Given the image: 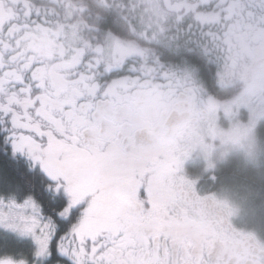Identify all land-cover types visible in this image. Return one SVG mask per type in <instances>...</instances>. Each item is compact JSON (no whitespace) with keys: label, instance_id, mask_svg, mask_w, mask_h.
<instances>
[{"label":"snow or ice","instance_id":"1","mask_svg":"<svg viewBox=\"0 0 264 264\" xmlns=\"http://www.w3.org/2000/svg\"><path fill=\"white\" fill-rule=\"evenodd\" d=\"M221 61L264 86V0H0V264H264L185 170Z\"/></svg>","mask_w":264,"mask_h":264},{"label":"rangeland","instance_id":"2","mask_svg":"<svg viewBox=\"0 0 264 264\" xmlns=\"http://www.w3.org/2000/svg\"><path fill=\"white\" fill-rule=\"evenodd\" d=\"M225 68L219 75L220 85H238V89L241 90L232 99L214 98L208 95L205 86L199 81L198 100L203 97L205 98V102H212L220 113L214 116L212 121L215 126L214 132L210 134L204 131V129L202 132H197V136L202 134L206 138V142H202L201 139L197 141L192 139L187 140L188 143L190 141L191 145H193L192 149L196 147V150L201 152L203 157L206 158L205 163L196 161L194 165H191L190 169L192 167L203 166V170L201 171L204 173L211 165V170L213 171L216 169L217 164H219L218 159L228 158L231 160L234 158L233 155H235L242 160L249 161V164L253 166L256 173L263 174L264 133H260V131L264 126V86L259 81L253 83L251 74L246 72L244 64L234 66L231 62L226 61ZM209 107L212 110L214 109L212 105H209ZM207 138L213 139V142ZM216 138L218 139L216 140ZM203 145L208 148H205ZM227 153H231V155H227ZM201 176L203 177L200 180L206 179L204 186L216 187V183L219 182L216 173L215 182L210 181L206 175ZM226 184V182H222L218 188H214L216 197L218 200L228 201L233 207L239 209V217L236 218L235 224L237 225V219L240 218L241 226L246 228L245 225L248 224L247 222L249 221L247 220L249 218L243 217L242 202L244 201L238 198L240 196L238 191L229 188ZM245 212L247 213L246 210ZM250 224H255L254 220ZM260 234L264 235L261 232Z\"/></svg>","mask_w":264,"mask_h":264},{"label":"trees","instance_id":"3","mask_svg":"<svg viewBox=\"0 0 264 264\" xmlns=\"http://www.w3.org/2000/svg\"><path fill=\"white\" fill-rule=\"evenodd\" d=\"M225 63L226 61L219 62L214 70V74H205L204 78L200 80L205 86L208 95L214 98L232 99L241 90L238 89V85H220L219 75L223 69H226ZM260 133H264V126ZM237 158L238 157L234 159ZM191 169L192 173H198L202 172L201 170H203V166L192 167ZM216 169L213 171L214 174L216 173L218 175ZM224 173V176H222L223 182H226V185L229 188L238 191L240 194L238 198H241V200L244 201L242 202L244 216H242L249 218L247 220L249 222H247L248 224H246L245 227H254L261 233H264V173L260 174L256 173V171L250 170L248 166L244 164L242 159L239 158L238 160H235V163H233V161L232 164L228 163L225 167ZM252 220H254L255 224L249 225ZM241 221H243V219H241Z\"/></svg>","mask_w":264,"mask_h":264},{"label":"flooded vegetation","instance_id":"4","mask_svg":"<svg viewBox=\"0 0 264 264\" xmlns=\"http://www.w3.org/2000/svg\"><path fill=\"white\" fill-rule=\"evenodd\" d=\"M209 105L210 106L212 105L214 107V109L212 110V108L209 107ZM219 113H220V111L216 110V106L212 102H205V98H203V97L200 98L198 100V104H197V107H196L194 113L190 117V124H189V128H188L187 134L184 137V141L186 143H188L187 142L188 139H192V140H195V141H197L198 139H201L202 142H206L205 141L206 138H204L202 136V134L197 136V132H202L203 129H204V131L209 132L210 134L212 132H214L215 126L212 123V121H213L214 116L218 115ZM218 137H220V136H218ZM207 139H209V140H211V142H213V139H210V138H207ZM217 139L218 138H216V140ZM189 144H191L190 141H189ZM203 146L205 148H208L205 145H203ZM210 151H211V149H210ZM227 155H231V154L227 153ZM210 156H211V152H210ZM233 157L236 158L235 155H233ZM234 158L231 159V160H229L228 158H223V159L221 158L220 160L219 159L217 160V161H219V164H217V169H216L217 173H218V175L216 174L217 175V179H219V182L216 183V187L217 188L223 182L222 176H224V174H225L224 171H225V167L227 166V164L228 163L232 164V161H233V163H235V160H238V158L237 159H234ZM196 161H202L203 163H205L206 158H204L203 154L201 152H198L196 150V147H195L191 151V154L189 156V160L186 161V163H185V170H186L187 174L190 177H192V178L203 177V176H201V173H203V172L192 173V171L190 169L191 165H194V162H196ZM242 161L244 162L245 165L248 166V168L250 170L255 171L253 166H251L249 164V161L248 162L245 161V160H242ZM205 180H200V182H199L200 184L199 183L197 184L198 190H201V191H204V192L214 191V188H216L215 186H212L213 189H212L211 186H209V187L204 186ZM235 220H236V218H234V220H233L234 224H235ZM239 221H240V218L237 219V225H238V227H241L239 225Z\"/></svg>","mask_w":264,"mask_h":264}]
</instances>
